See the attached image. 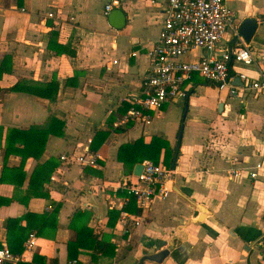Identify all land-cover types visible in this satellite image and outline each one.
<instances>
[{
  "label": "crops",
  "instance_id": "obj_1",
  "mask_svg": "<svg viewBox=\"0 0 264 264\" xmlns=\"http://www.w3.org/2000/svg\"><path fill=\"white\" fill-rule=\"evenodd\" d=\"M113 1L0 0V66L11 58L0 77V240L21 253L36 233L22 264H138L168 247L144 264H261L264 92L230 96L196 74L150 123L116 126L150 69L167 0H119L106 13ZM227 4L238 28L258 20L254 63L236 69L264 78V0ZM239 40L230 26L222 46ZM86 150L95 166L62 160ZM152 154L177 175L144 210L123 183Z\"/></svg>",
  "mask_w": 264,
  "mask_h": 264
},
{
  "label": "built area",
  "instance_id": "obj_2",
  "mask_svg": "<svg viewBox=\"0 0 264 264\" xmlns=\"http://www.w3.org/2000/svg\"><path fill=\"white\" fill-rule=\"evenodd\" d=\"M119 3V0H115L107 4L106 13ZM235 17L227 0H167L156 42L148 52L150 69L140 90L125 97L124 101L130 104V108L115 125L150 123L151 111L161 109L168 102H179L187 95L185 84L196 74L220 90L227 89L230 96H239L242 90L264 92V78L249 80L246 73L236 69V64H253L254 56L250 44L239 35L238 26L234 24ZM230 26H233L235 34L239 36V43L222 46ZM195 49H205L210 55L196 60L183 59L184 55ZM218 49L220 53H217ZM113 63L117 64L118 60ZM237 77L240 78L241 85L234 83ZM98 156L99 154H89L86 150L62 155V160L95 166ZM142 164V173L135 180L124 182L123 187L136 197L138 205L145 210L151 207L156 196H167L168 183L175 180L177 170L151 160H145ZM261 167L262 164L258 163L250 172L251 177H257V169ZM232 173L240 172L232 170ZM126 218L124 214L123 220ZM36 245L35 232L29 234L21 253L12 251L6 242L0 240V264H22L26 261V254ZM260 263L264 264V253L260 257Z\"/></svg>",
  "mask_w": 264,
  "mask_h": 264
},
{
  "label": "water",
  "instance_id": "obj_3",
  "mask_svg": "<svg viewBox=\"0 0 264 264\" xmlns=\"http://www.w3.org/2000/svg\"><path fill=\"white\" fill-rule=\"evenodd\" d=\"M257 27H258V20L256 18H247L243 22H241L239 25V28H238L239 35L242 36L247 42H249L253 38ZM234 83L237 85L242 84L239 77H237L234 80ZM142 171H143V164H138L135 169V174L140 175ZM171 250H172V247H168L156 253L145 254L142 256L138 264H144L146 260L161 263L166 257L169 256Z\"/></svg>",
  "mask_w": 264,
  "mask_h": 264
},
{
  "label": "trees",
  "instance_id": "obj_4",
  "mask_svg": "<svg viewBox=\"0 0 264 264\" xmlns=\"http://www.w3.org/2000/svg\"><path fill=\"white\" fill-rule=\"evenodd\" d=\"M10 63H11V58L9 57V56H6V58H5V61L1 64V66H0V77L3 75V73L5 72V71H10V68H9V66H10ZM12 90H18V88L16 87V86H14L13 88H11ZM34 137H35V139H37V140H40V138H42V132L43 131H41V130H37V129H35L34 131ZM134 145H136V144H134ZM40 152H42V148L40 149ZM156 154V153H155ZM158 155V154H157ZM152 158H153V161L155 162V163H158V158H157V156H155V155H153L152 154V156H151ZM168 165V164H167ZM168 166H170V167H172V165H168ZM49 178V177H48ZM19 220L20 219H18V220H14V219H10L9 221H8V223H7V225H8V228H10V225H12V224H14V223H16V222H19ZM9 236H11L10 234H9ZM11 248H12V246H11ZM13 249V248H12ZM14 250V249H13ZM37 258H38V255L35 257V260H37ZM38 264V263H37Z\"/></svg>",
  "mask_w": 264,
  "mask_h": 264
}]
</instances>
